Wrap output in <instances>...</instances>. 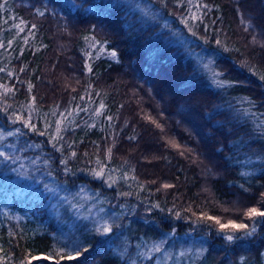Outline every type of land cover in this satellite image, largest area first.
Here are the masks:
<instances>
[{
  "label": "trees",
  "instance_id": "trees-1",
  "mask_svg": "<svg viewBox=\"0 0 264 264\" xmlns=\"http://www.w3.org/2000/svg\"><path fill=\"white\" fill-rule=\"evenodd\" d=\"M150 1L165 13L188 7L178 6L177 0ZM109 2L86 0V7ZM204 2L211 11L197 22V30L203 35V54L223 73L219 79L227 82L224 87L214 85L203 69L194 73L186 48L160 23L134 19L139 18L137 12L115 8L96 14L70 8L68 0H0V41L13 40L11 56L0 49V67L7 66L19 77L0 73V84L16 88L7 103L18 109L35 96L34 120L40 128L42 116L56 119L50 115L56 106L60 111L87 109H77L69 118L73 123L62 133L63 152L53 148L47 136L26 129L25 139L49 155L66 192L83 188L100 193L109 215L122 213L120 227L110 234L119 239L111 247L99 243L105 237L82 226L80 239L89 250L77 259L60 260L55 250L79 237V232L63 225L45 196L16 192L22 186L14 183V173L0 167V256L6 264H27L29 258L31 264H147L137 252L161 240L166 241L162 251L196 250L193 264H264V218H257L253 235L229 242L212 222L197 224L192 215L203 211L224 220L240 219L248 207L264 208V0ZM42 5L49 13L37 17L34 8ZM241 13L252 21L254 31H244ZM21 19L38 26L28 45L22 44L26 33L15 37L13 25ZM129 23L135 26L129 28ZM87 35L107 41L105 47L115 49L118 58L92 49L83 39ZM86 64L91 65V74ZM20 67L25 71L19 72ZM27 82L33 85L31 93ZM101 101L105 109L93 115ZM7 125L20 127L0 113V126L8 130ZM72 151L75 157L70 156ZM97 156L108 169H116L113 176L118 180L112 187L90 175ZM65 158L68 174L60 164ZM165 184L171 187L164 188ZM124 246L126 255L120 252Z\"/></svg>",
  "mask_w": 264,
  "mask_h": 264
},
{
  "label": "snow or ice",
  "instance_id": "snow-or-ice-1",
  "mask_svg": "<svg viewBox=\"0 0 264 264\" xmlns=\"http://www.w3.org/2000/svg\"><path fill=\"white\" fill-rule=\"evenodd\" d=\"M4 3H7V0H4ZM161 4H165L166 0H160ZM177 4L180 7L186 8V15L182 16L181 23L188 29V31L192 34V36H196L197 33L194 31V27H198L197 22H203V16L211 11V7L208 3H205L204 0H177ZM68 7L77 9V8H85L88 12H95L96 14H107L110 10L115 8H126L128 12L126 14H132L136 11H139L140 17H133L134 19H139L141 24H147L149 20H155L157 18L158 13L154 12L151 6L147 3L142 4L140 0H111V2L107 4H101L96 7H86V0L82 3H77L76 0H68ZM3 7V5H0ZM34 13L37 17H45L49 13V9L47 5H42L41 7H35ZM55 14V13H53ZM241 16V24L243 25L244 31L249 32L250 30L254 31V25L250 19H245L243 13ZM7 23V21H4ZM135 25L129 23V28H133ZM16 29V35L19 36L21 33H26L23 36V41L25 45L29 44V38L35 36V31L38 26L35 23L29 24L25 22L23 19L14 25ZM205 31H208V26H205ZM159 38V37H158ZM83 39L85 41L90 42V47L95 49L97 52L106 53L112 59L118 58V53L115 49H107L105 45L107 41H99L96 39L94 35L84 36ZM252 42L256 43V36H252ZM177 43L180 46H183L185 43H189L180 38ZM216 43L219 45L222 42L217 40ZM13 40L9 39L6 43L4 41H0V49H3L4 52H7L9 56H11V52L9 49L12 48ZM21 55L23 52L21 51ZM90 55V54H89ZM185 55L193 61V71L198 72L201 69H209L210 64L214 63V61H209L207 63L204 62V55L202 53H197L194 48L189 46L186 48ZM87 72L89 74L92 73V67L90 64L85 65ZM25 67H20L19 72H24ZM0 73H6L8 77H13L15 79H19L16 73L12 70H9L7 66L0 67ZM221 72H212V83L217 87H224L227 83L223 79H218V77L222 76ZM261 79L264 80V76H261ZM23 83V81H22ZM79 83V81H77ZM27 88L29 93H31L33 85L31 82H27ZM75 90V89H73ZM16 91L15 85L8 84H0V113L5 114L6 119L10 122L11 125H20V127H13L11 130H5L4 126H0V167L4 169H8L14 173H16L19 177L24 179L32 180L34 183H39L40 179L44 176L51 177L53 175L50 170V159L44 157L42 152H38V154L29 158L27 156H19L17 153L20 152H28V151H36L41 148V145L36 143H29L27 140L24 141L23 144L19 143L21 137L25 136V129L28 132L36 133L40 136H47L48 142L51 144L53 148L58 151L63 152L65 141L63 132L68 130V126L72 125L73 121L69 119L73 116L74 111L77 109L79 111H87V109L77 106V109H65L63 111L59 110V106H56V109L51 111L50 115L56 117L55 120H49L48 115H44L41 117L43 120V128L38 127L37 121L34 120V114H38V110L36 108V97L30 96V99L27 104L21 105L18 109H14L12 104L7 103V98L10 95H14ZM83 99V97H81ZM106 105L101 101L96 109L93 110V115L99 116L102 114L103 109H105ZM243 114L247 115L248 113L241 109ZM109 121L113 119V117H106ZM151 119V117H149ZM152 123H156L155 120H152ZM94 126V125H91ZM157 127H161V125L157 124ZM9 137L16 138L15 140L9 141ZM74 143V142H73ZM71 147V145H68ZM179 147V145H174ZM107 153L110 155L111 148L107 149ZM75 151L70 153L71 157H75ZM87 155V153H85ZM27 161V164L22 162ZM97 167L90 169V174L95 178L105 179L108 183V187H112L116 183V179L113 176V173L116 169H108L107 165L100 160L97 156L95 161ZM247 163H251L248 161ZM19 165L18 167H14V165ZM60 164L64 165L63 171L65 174L71 172V169L67 166L68 159H61ZM31 165V171L33 175L29 174L27 170V166ZM35 173H40V177L35 176ZM241 175H250L248 172H243ZM124 179H127V173L124 174ZM135 179V177H133ZM44 190L49 193V198H55L56 204L53 207L56 209L57 213H59L60 208L64 205H68L69 209L72 211V214L75 220H88L91 221L93 227L89 229V232L93 234H98L101 237H105V239H101L99 243L101 245H106L111 247L115 240L119 239L118 235H110L113 233L114 228H119L120 225L117 223V220L121 218L122 213H111L109 216L102 215L105 212L103 207L96 208L95 204L85 206L82 203L75 202V198L70 199L69 195H62L66 191V188L59 182L56 184H49L47 182L43 185ZM164 188L171 187V185L165 184ZM84 189L81 188L80 192H83ZM121 195L127 196L130 193H121ZM89 199H92L89 197ZM261 201L264 203V193L261 194ZM154 207H159V205H154ZM95 209V214L93 210ZM191 211V209H188ZM228 211V209H225ZM193 217H195V222L197 224L212 222L215 226L217 233L221 236V238L232 242L237 239H241L242 237L251 236L256 231V226L258 223L257 218H264V208L252 206L248 207L246 210L242 212V218H228L226 220L222 219L218 216L209 215L203 211L199 213L193 212ZM176 216L179 218L180 213L177 212ZM251 222V223H249ZM212 225H210L211 227ZM75 225H73V228ZM84 227H87L85 225ZM73 228H70L69 231H72ZM166 243V241L161 240L159 243H154L151 247L145 245L146 251H138L137 255L144 259H152V253H160L162 251V247ZM201 244L204 241H200ZM141 245H137V249H139ZM89 250V245L81 240L79 237L75 239H69L67 242L62 243L59 248L55 250V254L59 255L60 260L63 259H77L82 253L87 252ZM122 255L127 254V247L124 246L120 249ZM52 255V254H50ZM183 255V253H181ZM47 258V257H45ZM31 259L29 258L27 264H31ZM0 264H6L5 258L0 256ZM23 264V262H22Z\"/></svg>",
  "mask_w": 264,
  "mask_h": 264
},
{
  "label": "rangeland",
  "instance_id": "rangeland-1",
  "mask_svg": "<svg viewBox=\"0 0 264 264\" xmlns=\"http://www.w3.org/2000/svg\"><path fill=\"white\" fill-rule=\"evenodd\" d=\"M140 2L142 4H145V3L149 4L151 6L152 10L154 12L158 13L157 18L155 20H149V22H151V23H160L163 28H166L167 30H169L171 32V34L173 35L174 40L176 42L179 41L180 38H183L184 41L189 42L191 44V47L194 48V50L197 53H202L203 54L204 47L201 46L204 43V41H202V36H203L202 33L199 30H197V27H194L193 30L196 31L197 35L196 36H192V34L188 31V29L184 26V24L181 23L182 16L187 14L186 10H184L183 12L182 11L178 12L176 10V11L165 13V12H163V10L158 8L150 0H140ZM136 12L138 13V16L140 17L139 11H136ZM10 19H12V17ZM15 24L16 23H14V25ZM14 25H13V27H14ZM15 37L16 38H20L21 35H19V36L16 35ZM20 42H22V41H20ZM189 43H185L183 46L185 48H187L189 46ZM22 44L24 45V41L22 42ZM209 61H211V59L204 55V62L207 63ZM203 70L208 75V77L212 80V72L216 71L214 69L213 65L210 64L209 69H203ZM218 79H219V77H218ZM7 126H8L7 128H9L8 130H11L13 128L12 126L10 127V125H7ZM15 139L16 138H14V137H9L8 138L9 141H12V140H15ZM23 140L24 141L27 140L29 143H35L32 140L25 139L24 136L20 138L19 143L23 144L24 143ZM28 152L29 153H28L27 157H29V158H31L34 155L38 154V152H42L43 155H46V153L41 151V149L36 150V151H31L30 150ZM17 155L22 156V157L24 156L22 154V152L17 153ZM44 157L50 159L49 155L44 156ZM22 162L27 164V161H22ZM51 165H53V164H52V162L50 160V170L52 171L53 175L51 177H47V176L42 177L40 179L39 183H34L32 180H28V179H24L22 177H19L16 173L13 172L14 173V183H20V185L22 186V188H19V187L15 188V191L17 192V191H20L21 189H23V193H26L27 191H31L32 193L40 194L42 197L45 196L47 198V203L49 205H52V208H53V205L56 204V200H55V198H51L50 199L49 198L50 194L47 193L44 190V187H43L45 182H47L49 184H53V185L58 182V180L56 179V176L54 175V172L52 170L53 166L51 168ZM18 166H19L18 164L14 165V167H18ZM31 168H32L31 165L27 166V170L29 171V174L33 175L32 171H31ZM34 175L37 176V177H40V173H35ZM116 179L118 180V178H116ZM124 180L127 183V179H123V181ZM105 186L108 187V183L107 182L105 183ZM71 191L72 192H66L65 191L64 193H61V194L62 195H69L70 199L75 198V202L82 203L85 206L95 204L96 208L103 207L105 209V202H104V200H102V196L100 195V193H97V192H94V191L88 192L86 190L83 191V192H77L78 188L76 190H71ZM89 197H91L92 199H89ZM64 207H68V205H64ZM61 208H63V207H61ZM61 208H60V210H61ZM55 211H56V209H55ZM93 212L95 214V209L93 210ZM56 213H57V211H56ZM59 213H60V216L62 217V218H60L61 222L63 223L64 226L67 225V229L68 230L70 228H73V225H75V227L73 228L72 231L77 230L79 232V238L81 237L80 234H82L80 232V227L85 226V225H87V227H89V228L93 227L91 221H88V220H75V218H74V216L72 214V211L69 209V207H68V209H65L64 211H59ZM108 213H109V211H107L105 209V212L102 213V215L109 216ZM87 227H83V228L87 229ZM67 229H65V230L68 231ZM63 237H65V238L68 237V234L64 233ZM181 253H183V255H181ZM196 257H197V251L192 249L191 247H189L185 252L180 251L177 248H174V249H171L169 252L161 251L160 253H152V259H150V260L149 259H144V258L143 259L145 260L144 263H147V264H193L194 259Z\"/></svg>",
  "mask_w": 264,
  "mask_h": 264
}]
</instances>
